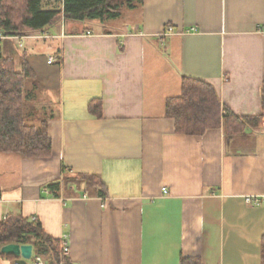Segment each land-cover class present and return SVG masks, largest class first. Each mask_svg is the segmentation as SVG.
I'll use <instances>...</instances> for the list:
<instances>
[{"label": "crops", "instance_id": "obj_1", "mask_svg": "<svg viewBox=\"0 0 264 264\" xmlns=\"http://www.w3.org/2000/svg\"><path fill=\"white\" fill-rule=\"evenodd\" d=\"M46 33L0 40L17 72L26 64L25 90L51 141L46 158L0 151V223L20 215L66 235L72 264H260L264 0H142L130 19L61 21ZM183 76L211 84L236 115L261 114L260 125L176 134L165 101ZM83 175L99 186L72 183Z\"/></svg>", "mask_w": 264, "mask_h": 264}, {"label": "trees", "instance_id": "obj_2", "mask_svg": "<svg viewBox=\"0 0 264 264\" xmlns=\"http://www.w3.org/2000/svg\"><path fill=\"white\" fill-rule=\"evenodd\" d=\"M42 0H0V32L8 36H25L48 29L60 23L99 21L102 24L119 19L142 0H63L59 10H42ZM59 48L54 50L57 54ZM30 77L26 64L21 72L14 68L13 59L5 57L0 48V151L19 152L24 158H46L51 155V141L47 120L37 117L25 80ZM264 109V83L261 88ZM89 108L100 114V102L92 101ZM165 114L174 121L176 134L202 135L209 129L223 127L228 136L244 132L246 127L256 128L262 115L239 116L221 104L214 87L200 79L183 76L181 93L165 101ZM79 181L91 188L94 176H79ZM50 186H55L50 184ZM97 194L104 195L100 187ZM8 243L31 244L33 257L51 258L55 264H72L60 250V240L43 231L35 220L20 215H7L0 223V247ZM4 254L0 253V257ZM9 258L14 256L6 255ZM179 264H203L199 257L182 256ZM260 264H264V235L261 238Z\"/></svg>", "mask_w": 264, "mask_h": 264}, {"label": "water", "instance_id": "obj_3", "mask_svg": "<svg viewBox=\"0 0 264 264\" xmlns=\"http://www.w3.org/2000/svg\"><path fill=\"white\" fill-rule=\"evenodd\" d=\"M0 253L16 257L15 264H26L32 257V245L8 243L0 247Z\"/></svg>", "mask_w": 264, "mask_h": 264}, {"label": "built area", "instance_id": "obj_4", "mask_svg": "<svg viewBox=\"0 0 264 264\" xmlns=\"http://www.w3.org/2000/svg\"><path fill=\"white\" fill-rule=\"evenodd\" d=\"M195 29L192 28L191 31H194ZM35 36H40V33H37ZM9 37L8 35H5L4 33L0 32V40L1 39H4V38H7ZM24 37H30V36H22L21 38H24ZM14 38H16V36H14ZM55 60V57L54 56H51L48 58V62L51 63ZM162 193L163 194H166L167 193V190L165 187L162 188ZM246 200L248 202H253L256 203V201L250 197H247ZM60 250L62 252V254L64 256H68L69 255V248L67 246V242H66V235L62 236L60 238ZM31 259L33 260V264H42V258L40 256H34L33 257V254H32V257Z\"/></svg>", "mask_w": 264, "mask_h": 264}, {"label": "rangeland", "instance_id": "obj_5", "mask_svg": "<svg viewBox=\"0 0 264 264\" xmlns=\"http://www.w3.org/2000/svg\"><path fill=\"white\" fill-rule=\"evenodd\" d=\"M62 1L63 0H42L41 2H42V7H47V8H52V9H55V10H59V9L62 8ZM127 17H129V19H130V11L127 12ZM82 24H84V23H82ZM92 24H94V23H92ZM99 28L107 29V28H111V25L106 23L103 26L101 25V27L99 26ZM35 42L37 43L36 44L37 48H40V50H42V51L45 50L44 44H47V43H46V41L44 39H39L38 41H35ZM48 261L49 260H47V262Z\"/></svg>", "mask_w": 264, "mask_h": 264}]
</instances>
